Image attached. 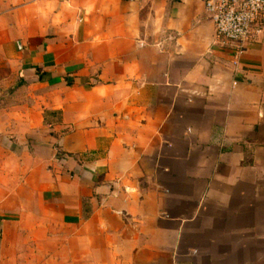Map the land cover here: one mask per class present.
<instances>
[{
	"label": "crops",
	"instance_id": "1",
	"mask_svg": "<svg viewBox=\"0 0 264 264\" xmlns=\"http://www.w3.org/2000/svg\"><path fill=\"white\" fill-rule=\"evenodd\" d=\"M0 264H264V33L202 0H0Z\"/></svg>",
	"mask_w": 264,
	"mask_h": 264
},
{
	"label": "built area",
	"instance_id": "2",
	"mask_svg": "<svg viewBox=\"0 0 264 264\" xmlns=\"http://www.w3.org/2000/svg\"><path fill=\"white\" fill-rule=\"evenodd\" d=\"M222 45L233 44L236 55L264 33V0H202Z\"/></svg>",
	"mask_w": 264,
	"mask_h": 264
}]
</instances>
